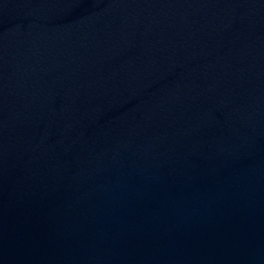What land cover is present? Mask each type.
<instances>
[{"label":"water","instance_id":"95a60500","mask_svg":"<svg viewBox=\"0 0 264 264\" xmlns=\"http://www.w3.org/2000/svg\"><path fill=\"white\" fill-rule=\"evenodd\" d=\"M0 264H264V0H0Z\"/></svg>","mask_w":264,"mask_h":264}]
</instances>
